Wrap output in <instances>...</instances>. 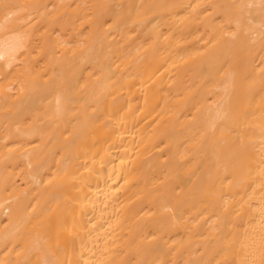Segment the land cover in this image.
Here are the masks:
<instances>
[{"label": "bare ground", "instance_id": "1", "mask_svg": "<svg viewBox=\"0 0 264 264\" xmlns=\"http://www.w3.org/2000/svg\"><path fill=\"white\" fill-rule=\"evenodd\" d=\"M0 264H264V0H0Z\"/></svg>", "mask_w": 264, "mask_h": 264}]
</instances>
